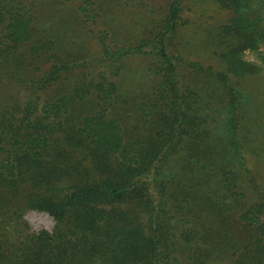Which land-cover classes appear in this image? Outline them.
Here are the masks:
<instances>
[{
	"label": "trees",
	"instance_id": "trees-1",
	"mask_svg": "<svg viewBox=\"0 0 264 264\" xmlns=\"http://www.w3.org/2000/svg\"><path fill=\"white\" fill-rule=\"evenodd\" d=\"M217 1L233 15L214 66L183 55L182 0L169 1L151 38L119 44L102 31L100 51L87 58H78L59 21L41 25L29 0H0V80L26 95L0 106V264H213L225 256L264 264V191L250 203L232 192L229 152L215 172L207 164L215 145L206 139L219 101L235 144L236 77L257 74L243 52L264 45V24L247 17L243 0ZM85 2L83 20L97 21L101 14ZM145 54L152 91L129 118L117 80L85 70L105 66L119 76L125 59ZM184 142L194 160L184 169L200 178L188 186L172 171L182 169ZM31 209L52 215L54 229L33 230L25 218ZM196 239L188 256L186 244Z\"/></svg>",
	"mask_w": 264,
	"mask_h": 264
},
{
	"label": "rangeland",
	"instance_id": "rangeland-1",
	"mask_svg": "<svg viewBox=\"0 0 264 264\" xmlns=\"http://www.w3.org/2000/svg\"><path fill=\"white\" fill-rule=\"evenodd\" d=\"M81 1L85 2L86 0ZM81 1L29 0V3L37 8L38 22L41 25L45 22L47 25L56 24L59 21L60 34L70 40L69 45L79 52L78 58H87L90 54L93 55L100 51L101 46L97 35L102 31H109L119 44L123 42L135 44L143 38H151L155 34L156 25L160 23L170 0H90L93 5L91 9L101 15L97 21L89 19L88 22L83 20L78 10ZM182 2L179 43L183 55L189 60L201 61L204 65L217 66L214 50L218 49L217 44L220 43L223 26L232 22L233 11L222 8L217 0H182ZM243 3V11L247 17L256 21L258 17H261L264 24V0H243ZM220 31L221 34H219ZM243 58L258 69L257 74L236 77V86L242 92V109L239 114V124L237 123L239 127L236 131L234 130L236 133L235 144L229 143L225 136L224 125H226L227 111H219L221 102L215 101L216 106L213 109L212 117L216 121H212L214 123L211 125L210 137H206L208 140L211 139V143L215 145L210 149L214 158L208 163L206 161L201 163H207L210 168L213 165L217 172L224 153L229 152L226 159L233 164H230L231 167L226 166V169L235 171L232 177H230V173L228 174L231 184L235 182L232 192L243 193L244 202L250 203L251 196H259L264 191V45L256 50H245ZM150 62L151 58L148 54L129 57L125 59L119 76H115L116 72L105 66L92 65L90 66L92 68H87L85 71L92 72L99 79L102 77L101 73H106L107 80H117L122 101L121 109L129 112V118H131L133 105L137 109L139 104L145 101L146 94L152 91V78L147 73ZM48 66L43 65L45 68ZM81 69L84 68H78V70ZM25 96L23 90L20 91L19 87L11 84L8 79L0 80V106L17 99L24 100ZM217 108L218 110H216ZM213 125L221 130L225 138L221 132L213 130ZM188 145L184 142L177 155V158L181 159L182 169H179L182 172L178 170V167L172 170L174 173L182 174L179 178L184 186H188L189 181L195 182L200 179L187 172L189 167L184 169L188 162L194 161L193 157L189 155ZM236 147H239L243 153V159L240 158ZM216 148L219 152H215ZM200 169L203 170L202 167ZM197 173L200 177L203 176L198 170ZM213 180L212 187H215L218 180L216 174ZM217 195V192L212 193L213 198H218ZM232 195V193L228 194V199H231ZM25 218L35 231L42 229L52 231L56 223L48 212L34 209L28 210ZM186 224L189 225L187 222ZM198 240H194L192 246L186 244V247H191L189 254L187 253L188 256L193 252L192 248L199 243ZM180 251L183 249L181 248ZM187 255L181 256V259ZM191 261V258L188 259L187 264H190ZM208 261L213 264H232L234 258L225 256L222 259L212 258Z\"/></svg>",
	"mask_w": 264,
	"mask_h": 264
}]
</instances>
